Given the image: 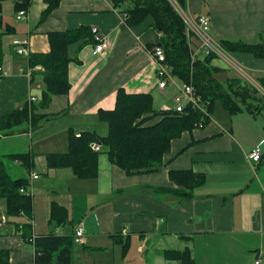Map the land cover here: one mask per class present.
I'll return each instance as SVG.
<instances>
[{"label": "crops", "instance_id": "crops-1", "mask_svg": "<svg viewBox=\"0 0 264 264\" xmlns=\"http://www.w3.org/2000/svg\"><path fill=\"white\" fill-rule=\"evenodd\" d=\"M3 4L2 14L3 9H8ZM46 8L45 0H32L19 25L10 24L15 33L3 35L11 36L6 46L2 37L1 64L10 62L13 72L0 78V117L19 108L31 96L39 100L43 87L40 67L32 69L31 79L18 73L19 67H29L26 58L15 54L14 39H27L31 54L47 53V33L86 26L105 38L109 47L100 54L93 53L96 41L79 50L77 45L69 48V56L79 61L68 67L69 93L54 96L46 111L50 114L65 111L47 120L60 119L62 127L36 140L29 131H20L15 136L30 137L29 150L23 152L34 155V147L48 145L53 139H60L56 144L61 143L67 151L69 129L76 134L94 131L106 135L107 125L105 128L99 124L102 121L97 113L100 109L114 108L119 89L128 94H151L156 111L173 106L177 88L168 84L159 89L155 77L150 49L158 43L159 35L149 18L128 27L112 0H60L42 20ZM184 9L188 16L203 15L210 19V33L220 38L217 43L221 40L264 43V0H186ZM229 54L251 73V78L227 52L223 57L213 56L210 65L220 72L232 70L249 78L263 92V95L259 92V110L231 114L215 102L202 128L183 133L172 142L165 156L167 164L158 172L127 176L104 153L99 155L98 174L92 180L77 179L70 168L46 169L42 173L32 168L27 173L16 162L7 163L12 178L27 179L26 192L33 198L30 238L24 239L19 229L27 221L24 216L13 222L4 215V207L0 211V216L7 219L0 227V252L8 253L9 264H34L36 237L52 231L73 236L79 225L84 228V243L73 248L72 264H180L167 254L185 250L194 264H255L258 258L263 264L264 59L248 53ZM205 58L199 55L198 60ZM217 74L214 78L221 82ZM160 98L171 99V104ZM257 146L262 154L259 162H254L248 155ZM51 153L44 152V156ZM169 170L201 173L205 182L194 189L191 198L179 200L155 190L172 186ZM32 175L39 178L33 180ZM53 201L67 208L69 232L49 223ZM115 240L127 242L126 253H122L121 244Z\"/></svg>", "mask_w": 264, "mask_h": 264}, {"label": "trees", "instance_id": "trees-1", "mask_svg": "<svg viewBox=\"0 0 264 264\" xmlns=\"http://www.w3.org/2000/svg\"><path fill=\"white\" fill-rule=\"evenodd\" d=\"M8 0H0V64L3 62L1 43L3 35H13L14 28L3 21L2 4ZM13 3L14 13L27 12L32 0H9ZM60 0H45L47 8L42 20L54 9ZM182 9L186 0H174ZM114 8L123 17L128 27H134L151 20V26L159 35L157 45L165 53L166 63L171 74L178 83L192 84L203 102L208 113H211L215 102L231 114L241 111L256 113L261 104L260 93L252 85L243 83L238 78L227 82H218L214 75L220 70L210 65L213 56L203 61H192L190 48L185 35V23L172 7L169 0H112ZM49 51L33 53L27 59V66L35 69L40 67L42 90L37 102H25L19 108L0 117V135L12 136L24 126L31 131L39 128L43 122L59 114L46 111L54 96L69 93L68 67L77 62L69 56V48L78 46V50L86 44H95L92 29L86 26L65 31L47 33ZM220 47L227 53H248L255 58L264 59V43L248 44L240 41L221 40ZM32 75V74H31ZM32 77V76H31ZM30 77V79H31ZM99 120L106 123L107 134L101 136L94 131H82L76 134L67 131V151L51 153L44 156L46 169L54 170L70 168L79 180H92L98 174V158L104 153L111 164L123 171L127 176L158 172L166 166V154L174 140L183 133L192 132L200 121L207 118L186 107L182 113L156 111L153 108L151 94H128L119 89L116 94L115 106L112 110L100 109ZM20 133V132H18ZM92 145H99L100 150L94 151ZM8 162H16L27 173L34 166L30 152L0 154V200L4 203V215L9 221L24 216L26 223L20 224L23 238L31 237L32 219L31 195L26 192V178H12L7 167ZM168 178L172 186L155 188L161 194H170L179 200L191 198L195 188L205 182V176L191 170H169ZM22 191V192H21ZM67 208L53 201L50 205L49 223L55 227L65 226L68 221ZM116 241V240H115ZM118 242V241H116ZM122 253H126L128 244L121 240ZM73 236L57 235L54 231L34 239V264H72ZM168 257L180 264H194L189 252H169ZM8 253L0 252V264H9Z\"/></svg>", "mask_w": 264, "mask_h": 264}, {"label": "built area", "instance_id": "built-area-1", "mask_svg": "<svg viewBox=\"0 0 264 264\" xmlns=\"http://www.w3.org/2000/svg\"><path fill=\"white\" fill-rule=\"evenodd\" d=\"M184 16L186 17V39L190 48V57L194 62L198 60L199 55L205 57L216 56L223 57L224 51L219 43L215 42L210 36V19L206 16L199 15L198 17H191L186 15L180 8ZM26 13L24 11L18 12L17 16L19 19H23ZM95 37L96 44L94 45V54H100L104 52L109 47V42L102 37L97 35L95 29L92 30ZM12 47L15 54L18 57L26 58L31 55V50L28 45L27 39H14L12 41ZM151 57L155 64V77L158 81L159 89H164L168 84L173 85L177 88V95L173 100V106L165 107L163 111L172 113H182L186 107H191L193 110L200 112L203 117L208 118L209 113L206 109V104L203 102L201 96L198 94L196 88L192 84L188 83H177L172 77L170 68L166 63L165 53L161 46L155 44L150 49ZM20 75L27 78L31 77L33 72L32 68L19 67L17 69ZM13 72V65L10 62L0 64V78L8 77ZM38 98L30 97L29 102H37ZM204 121H200L196 126L202 128ZM94 151L100 149L99 146L94 145L92 147ZM261 148L257 146L248 155L249 160L254 162H259L261 159ZM39 178L38 175H32V179L35 180ZM22 192V191H21ZM30 194V193H28ZM31 195V194H30ZM7 223L5 216L0 217V227ZM73 243L83 244L84 243V228L79 225L75 228L73 232ZM261 260L258 258L255 264H260Z\"/></svg>", "mask_w": 264, "mask_h": 264}, {"label": "rangeland", "instance_id": "rangeland-1", "mask_svg": "<svg viewBox=\"0 0 264 264\" xmlns=\"http://www.w3.org/2000/svg\"><path fill=\"white\" fill-rule=\"evenodd\" d=\"M169 2L171 3L172 7L174 8V10L177 12V14L180 16L181 20H183V22H186V17L184 16V14L182 13V11L180 10L179 6L173 1V0H169ZM12 2L11 1H5L3 4V7L6 5L8 6V9H3V21L5 23L11 24L13 26H18L19 25V18L16 15V13H14V11L12 10ZM183 10V9H182ZM183 12L185 14H187V11L184 9ZM184 22V23H185ZM185 33H186V25H185ZM210 36L214 39V41L218 42L220 38L216 37L213 32L210 33ZM11 36H5L3 37V43L6 46V44L10 41ZM6 40L8 41L6 44ZM234 40V39H233ZM228 56L238 65H240L241 67H243L235 58L232 54L228 53ZM245 73L251 78V73L249 71H247L244 67H243ZM217 79L222 82H224L225 80H227L228 78H233V77H237L240 80H242L245 84H249L253 86V82H251L249 80V78L247 77H241L239 74L235 73L234 71H222V72H218V74L216 75ZM246 78V79H245ZM247 81V82H246ZM172 88H176L175 86L172 85ZM34 90V89H33ZM32 90V92H33ZM174 90L171 89L169 90V92H173ZM258 92H260L263 95V92L258 89ZM170 98V95L168 96V99ZM162 99L160 98V101L165 100V102L171 104V99ZM20 101H22V99H20ZM159 101V98H158ZM216 106L221 107L220 102H217ZM61 122L60 119H54V120H50V121H46L44 122L39 128L31 130L30 134L32 135V139L36 140L38 137L44 136L47 137L48 135H51L52 133L57 132L61 127ZM99 124H102V126H104L106 128V123L104 122H99ZM100 129V128H99ZM24 130V126L14 130L15 134L12 136H8L3 138L2 135H0V154L1 155H6V154H11V153H24L23 151L25 150H29V146H30V137H19V136H15L18 135L20 131ZM100 131V130H99ZM105 136V135H104ZM56 140L59 142L60 139H53L52 141L48 142V145H42V146H36L33 148V151L35 152V154L33 155V159H34V170L38 173H42V171L46 170V166H45V161H44V152L47 151H53V153H62L63 151H66V148H63V146L60 144H56ZM60 151V152H59ZM31 153V152H30ZM7 163L10 165V162L7 161ZM11 168V166H10ZM12 169V168H11ZM10 169V171H12ZM14 176H17V172H13ZM2 207L3 206V201L0 200V211H2ZM70 225L71 224H67L64 227H61V231L63 232H69L70 230ZM58 230V228H57ZM30 249L31 247L28 246ZM79 248V245H75L74 249ZM133 250V249H132ZM264 264V262H263Z\"/></svg>", "mask_w": 264, "mask_h": 264}]
</instances>
